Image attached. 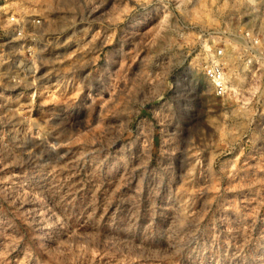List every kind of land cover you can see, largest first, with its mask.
<instances>
[{
    "label": "rangeland",
    "instance_id": "obj_1",
    "mask_svg": "<svg viewBox=\"0 0 264 264\" xmlns=\"http://www.w3.org/2000/svg\"><path fill=\"white\" fill-rule=\"evenodd\" d=\"M14 12L43 25L0 82V264H264V0Z\"/></svg>",
    "mask_w": 264,
    "mask_h": 264
},
{
    "label": "built area",
    "instance_id": "obj_2",
    "mask_svg": "<svg viewBox=\"0 0 264 264\" xmlns=\"http://www.w3.org/2000/svg\"><path fill=\"white\" fill-rule=\"evenodd\" d=\"M4 31L2 35L3 47L0 54V82L1 83H20L19 75L23 73L26 77L27 71H30L31 66H27L23 61L25 59L10 58L13 46H17V43L25 40L29 43L35 42L38 37V32L43 25V19L40 15H23L21 13H9L5 17ZM32 47L26 50V54L32 55ZM8 53V54H7ZM22 56V55H21ZM223 52L218 51L217 59L206 66L205 74L208 80L214 85V93L217 96H223L227 90L225 67L222 62ZM12 57V56H11ZM29 60V58H28ZM16 77L18 79H16Z\"/></svg>",
    "mask_w": 264,
    "mask_h": 264
},
{
    "label": "bare ground",
    "instance_id": "obj_3",
    "mask_svg": "<svg viewBox=\"0 0 264 264\" xmlns=\"http://www.w3.org/2000/svg\"><path fill=\"white\" fill-rule=\"evenodd\" d=\"M39 181H40V180H39ZM29 189H30V188H29ZM36 190H37V189H36ZM50 191H51V190H50ZM44 213H45V212H44ZM53 224H54V223H53ZM78 228H79V227H78ZM78 228H77V229H78ZM83 228H84V227H83ZM81 229H82V228H81ZM83 231H84V229H83ZM169 234H170V233H169ZM84 237H85V236H84ZM87 237H88V236H87ZM76 240H77V239H76ZM123 243H124V242H123ZM174 247H175V246H174Z\"/></svg>",
    "mask_w": 264,
    "mask_h": 264
}]
</instances>
